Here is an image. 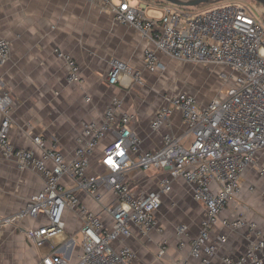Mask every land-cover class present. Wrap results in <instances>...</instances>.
<instances>
[{
	"label": "built area",
	"instance_id": "obj_1",
	"mask_svg": "<svg viewBox=\"0 0 264 264\" xmlns=\"http://www.w3.org/2000/svg\"><path fill=\"white\" fill-rule=\"evenodd\" d=\"M85 1L101 2L115 22L131 26L149 42L143 52L148 72L165 69L160 55L181 63L221 66L229 70L218 74L225 87L205 102L185 91L164 96L150 128L159 131L177 109L190 141L184 143L181 137L164 133L161 146L153 150L141 149L140 139L130 126L135 114L122 111V100L113 97L100 121L83 123L74 153L68 159L55 145L46 146L41 136L32 138L40 149L38 154L13 145L9 137L12 99L0 77V154L13 159L19 169L39 174L43 181L42 189L23 209L0 215V226L38 220L39 225L27 235L35 247L43 248L64 233L63 213L68 209L80 220L81 253L70 262L52 246L42 256L41 264H132L135 253L126 245L115 249L112 243L130 236L132 225L143 233L152 229L161 232L155 212L163 204V194L171 190L172 181L180 178L190 186L193 199L205 207L198 234L190 241L189 256L210 264L226 240L222 235L212 239L211 232L222 210L238 197L242 175L254 165L264 172L256 158L264 150V19L252 6L231 1L205 9L156 0H136L135 4L129 0ZM156 3L159 9L152 8ZM152 9L159 14L149 13ZM9 51V41L0 38V65ZM54 53L64 62L67 81L83 83L81 67L73 56L59 48ZM107 79L109 84H141L142 72L112 59ZM108 133L112 138L101 151L102 171L90 172L94 150ZM150 168L163 171L159 189L135 195L124 174L131 169ZM64 177L72 181V186L63 183ZM78 190L99 204L106 192L114 195L113 201L101 207L109 222L80 200ZM222 224L231 229L248 225L257 235L242 254L224 256V264H264V238L255 231L254 223L238 216ZM175 231L181 237L187 226L181 223ZM166 249L167 241L163 239L158 256ZM178 264H189L188 258Z\"/></svg>",
	"mask_w": 264,
	"mask_h": 264
},
{
	"label": "crops",
	"instance_id": "obj_2",
	"mask_svg": "<svg viewBox=\"0 0 264 264\" xmlns=\"http://www.w3.org/2000/svg\"><path fill=\"white\" fill-rule=\"evenodd\" d=\"M116 2L117 0H113ZM153 9H159L157 6ZM152 14H159L153 10ZM0 38L10 43L9 56L0 65L3 88L12 99L9 137L16 148L27 149L35 154L40 149L32 141L41 136L46 146L55 145L68 159L76 148V140L85 122L100 121L104 110L113 97L122 100V111L135 114L130 125L141 142L142 150H153L162 144L164 133L181 137L184 143L190 141L187 127L181 114L174 109L169 120L153 131L150 122L158 107L164 104V96L183 91L169 82L171 59L160 55L165 64L163 71L148 72L143 64V52L149 42L129 25L117 23L107 7L99 1L85 0H0ZM59 48L70 54L81 67L83 83H69L62 59L54 50ZM118 59L131 68L142 72V83H108L110 61ZM219 78L220 71H229L214 66ZM221 81V87L225 85ZM231 82V80H229ZM185 91V90H184ZM187 92V91H185ZM188 93V92H187ZM191 94V93H189ZM205 102L209 99L198 98ZM213 97V96H212ZM110 133L101 140L90 159V172H101L102 148L111 140ZM259 167L264 169V150L256 155ZM161 169H131L124 174V180L135 195L141 196L151 190H158ZM63 183L72 186L64 177ZM241 191L236 200L228 205L219 216L211 232L212 239L225 236V242L217 249L210 264H224V256L236 257L248 249L251 239L257 235L248 226L231 229L222 224L244 216L248 223H254L255 231L264 238V172L258 166H250L241 177ZM43 187L39 174L18 168L13 159L0 154V215L14 214L23 209L27 201ZM253 187V190H249ZM80 200L102 219L109 222L101 210L114 200L106 192L102 203L95 202L86 192L77 191ZM163 204L155 212L162 231L156 229L143 233L137 226H131L130 236L112 243L117 249L129 247L136 255L132 264H178L188 258L189 264H202L189 256L190 241L198 234L205 216V207L192 197L190 186L180 178L172 181L171 190L162 196ZM64 233L37 248L27 232L39 225L38 220L26 219L20 224L0 226V240L10 236L14 228L22 227L27 243L35 248L34 257L40 259L53 246L56 252L70 262H75L81 253L82 234L80 220L71 210L63 213ZM184 223L187 232L178 237L177 225ZM78 242L75 244V239ZM167 241L166 252L158 256L159 244Z\"/></svg>",
	"mask_w": 264,
	"mask_h": 264
},
{
	"label": "rangeland",
	"instance_id": "obj_3",
	"mask_svg": "<svg viewBox=\"0 0 264 264\" xmlns=\"http://www.w3.org/2000/svg\"><path fill=\"white\" fill-rule=\"evenodd\" d=\"M229 1L252 6L253 10L260 12L259 4L251 0H223L216 4ZM129 2L135 4L136 0ZM209 6L203 5L199 8L205 9ZM260 15L264 19V14ZM169 64L170 71L167 74L169 82L177 89L195 94L199 99L206 100L214 96L222 85L214 66L181 63L175 60H170ZM22 232V227H16L10 231V236L7 233V237L0 240V264H40V259L34 257L35 248L27 243ZM77 242L78 238L75 239V244Z\"/></svg>",
	"mask_w": 264,
	"mask_h": 264
},
{
	"label": "water",
	"instance_id": "obj_4",
	"mask_svg": "<svg viewBox=\"0 0 264 264\" xmlns=\"http://www.w3.org/2000/svg\"><path fill=\"white\" fill-rule=\"evenodd\" d=\"M167 3L180 6V7H197L202 4H216L223 0H163ZM259 4V11L264 14V0H251Z\"/></svg>",
	"mask_w": 264,
	"mask_h": 264
},
{
	"label": "trees",
	"instance_id": "obj_5",
	"mask_svg": "<svg viewBox=\"0 0 264 264\" xmlns=\"http://www.w3.org/2000/svg\"><path fill=\"white\" fill-rule=\"evenodd\" d=\"M146 1H150V0H146ZM156 1H163V0H156ZM203 5H208V4H202V5H199V6H203ZM197 6V7H199Z\"/></svg>",
	"mask_w": 264,
	"mask_h": 264
}]
</instances>
